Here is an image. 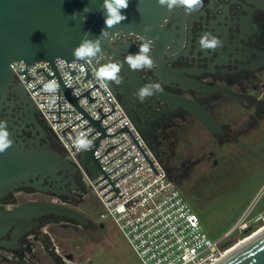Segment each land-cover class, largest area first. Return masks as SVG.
Listing matches in <instances>:
<instances>
[{"label":"flooded vegetation","instance_id":"1","mask_svg":"<svg viewBox=\"0 0 264 264\" xmlns=\"http://www.w3.org/2000/svg\"><path fill=\"white\" fill-rule=\"evenodd\" d=\"M254 1L203 0L204 7L191 15L185 14L182 8L173 9L163 26L169 44L160 53L155 47L151 53L159 65L154 70L132 71L123 63L126 55L139 52L140 36L120 35L112 41L123 63L120 75L124 78L121 85L113 86L121 97L128 98L131 112L146 129V140L177 137L176 133L193 121L211 135L219 148L249 133H259L264 141V9ZM205 32L218 36L223 46L214 51L202 50L198 40ZM121 46H125L127 52ZM105 60L106 57L102 61ZM162 66L167 70L165 74L161 72ZM176 77L196 84L197 88L182 83ZM149 83H160L166 94L191 100L204 107L220 131L217 134L209 132L182 106L162 100L156 94L139 102L134 93ZM223 89L251 96L253 102L236 101ZM3 105L1 116L10 115L24 124L23 134L26 138L38 137L41 144H47L64 155L35 104L17 81H13ZM236 107L239 109L237 114L234 112ZM261 148L264 146L249 151L255 153ZM209 159L203 155L200 160ZM217 166L215 159L213 167ZM184 170L187 171V168ZM168 175L170 177V173ZM40 187H17L0 197V212H9L6 207L9 205L12 211L26 202L43 201L68 207L86 217L84 203L91 188L75 166L59 181L46 179ZM261 211L264 209L258 212ZM63 224L81 227L72 220L57 216L41 217L27 231L20 232L16 226H12L0 235V264L14 261L49 264L46 259L52 261L44 251L43 244L47 243L44 235L49 234L47 228L50 226Z\"/></svg>","mask_w":264,"mask_h":264},{"label":"built area","instance_id":"2","mask_svg":"<svg viewBox=\"0 0 264 264\" xmlns=\"http://www.w3.org/2000/svg\"><path fill=\"white\" fill-rule=\"evenodd\" d=\"M10 67L65 157L99 199L105 209L101 218L119 227L143 264H219L227 258L231 248L224 239L213 241L203 231L198 216L140 137L119 99L97 81L91 62L62 59L54 67L49 62H14ZM53 80L59 87L50 93L45 85ZM92 121L99 122L103 131ZM80 138L89 142L87 149L77 146ZM90 150L102 169L93 178L80 160ZM252 212L247 210L226 238L232 232L260 230L264 211Z\"/></svg>","mask_w":264,"mask_h":264},{"label":"water","instance_id":"3","mask_svg":"<svg viewBox=\"0 0 264 264\" xmlns=\"http://www.w3.org/2000/svg\"><path fill=\"white\" fill-rule=\"evenodd\" d=\"M254 2L264 9V0ZM102 3L103 0H0V113L4 108L3 101L11 91L14 81L10 67L12 63L23 62L31 65L36 62H49L54 67L55 57H61L67 62H85L73 61L72 51L79 45L85 33H90V38L94 39L100 35L102 29L106 28L105 15L100 10ZM86 7L90 12H83ZM169 12L166 7L159 6L157 0H129L128 8L122 10L127 19L108 29L110 34L116 33L111 41H102L107 60L104 62L101 60L99 64L95 61L91 62L95 70L97 71L98 67L106 62L121 61L119 53L112 46V41L120 35L145 36L154 40V47L159 53L164 50L169 44V38L163 31ZM74 13L77 15L72 17ZM147 25L151 26V31L145 32L144 28ZM120 48L127 52L125 46ZM161 72L165 74L167 70L162 66ZM176 78L192 88H197L196 84L184 78ZM106 85L115 96L120 97L119 101L130 122L147 143L146 129L131 112L128 98L121 97L112 83ZM60 86L69 97V90L62 83ZM223 90L236 101L253 102L251 96L241 95L228 89ZM156 95L162 100L182 106L209 132L217 134L220 131V127L207 110L196 102L171 96L165 92ZM29 99L33 103L30 97ZM71 100L76 104L75 99ZM0 120L7 121L10 138L14 141L12 147L0 154V197L8 195L17 187L33 186L39 189L44 180L59 181L66 172L72 171L74 165L64 155L54 151L47 144H41L38 137L26 138L23 134L24 124L17 119L10 115L3 117L0 114ZM92 123L103 131L99 122L92 121ZM98 142L99 139L97 144ZM80 160L92 178L102 173L98 160L94 157V150L84 152ZM166 172L169 174L168 170ZM47 216L66 218L81 227L89 225L86 217L68 207L43 201L26 202L12 211L0 212V235L5 234L12 226H16L20 232L27 231L37 219ZM44 237L47 239V243L43 244L44 251L53 264L72 262L73 255L60 254L51 236L45 234ZM11 264L26 263L14 261ZM219 264H264V233L245 243Z\"/></svg>","mask_w":264,"mask_h":264},{"label":"rangeland","instance_id":"4","mask_svg":"<svg viewBox=\"0 0 264 264\" xmlns=\"http://www.w3.org/2000/svg\"><path fill=\"white\" fill-rule=\"evenodd\" d=\"M234 112L237 114L239 109L234 108ZM176 134L170 140L174 150L171 157L184 180L175 184L208 237L213 241L224 239L227 248L236 250L262 233L264 222L258 223L257 232L252 228L245 233L232 232L227 238L225 235L247 210L256 214L264 209V148L249 151L264 146L263 137L246 133L219 148L211 135L193 121ZM203 155L209 161L202 162ZM215 159L217 167H213ZM84 210L89 221L86 229L68 224L47 228L60 254L73 255L71 264H143L119 227L101 218L105 209L92 192Z\"/></svg>","mask_w":264,"mask_h":264},{"label":"clouds","instance_id":"5","mask_svg":"<svg viewBox=\"0 0 264 264\" xmlns=\"http://www.w3.org/2000/svg\"><path fill=\"white\" fill-rule=\"evenodd\" d=\"M157 3L161 7H166L170 12L176 8H182L185 14L191 15L194 12H199L203 7V0H157ZM129 6V0H103L100 5V10L105 15L106 28L101 30V33L96 38H90V33H85L81 38L78 46L72 51L73 61H88L99 64L101 60L105 58V52L102 47V41H111L116 33L110 34L108 29L114 28L127 17L122 13V10H126ZM137 11L139 8L137 7ZM83 12L88 11L86 7ZM77 13H74L72 17H75ZM86 19V17H85ZM145 32L151 31V26L147 25L144 28ZM139 52L137 54H128L124 57V62L129 66L132 71L141 70H154L159 67L155 62L151 53L154 50V40L145 36H140ZM198 45L202 50L214 51L217 48L223 46L222 40L212 33L205 32L198 40ZM63 58L55 57L54 63L61 61ZM123 63L119 60L109 61L100 65L95 73L96 79L102 86L112 83L117 86L124 82V78L120 75ZM70 86V85H69ZM59 85L56 81H50L45 85V90L50 93H55ZM163 86L160 83H149L140 87L134 93L139 102H143L145 99L152 97L156 93L163 92ZM10 132L8 131L7 121L0 120V154L6 152L12 147L14 141L10 138ZM77 146L81 149H87L89 142L80 138L77 141ZM8 211H11V206H6Z\"/></svg>","mask_w":264,"mask_h":264},{"label":"trees","instance_id":"6","mask_svg":"<svg viewBox=\"0 0 264 264\" xmlns=\"http://www.w3.org/2000/svg\"><path fill=\"white\" fill-rule=\"evenodd\" d=\"M173 137L160 139L159 141L147 140V145L162 166L169 171L170 178L177 184H181L182 179L176 172V166L173 163L171 154H174L172 149V143H170ZM175 138V137H174Z\"/></svg>","mask_w":264,"mask_h":264},{"label":"bare ground","instance_id":"7","mask_svg":"<svg viewBox=\"0 0 264 264\" xmlns=\"http://www.w3.org/2000/svg\"><path fill=\"white\" fill-rule=\"evenodd\" d=\"M26 93H27V92H26ZM28 96H29V95H28ZM31 100H32V99H31ZM33 103H34V102H33ZM76 104H77V103H76ZM76 104H75V105H76ZM146 144H147V143H146ZM258 233H259V232H258ZM262 233H264V231H263ZM262 233H260L259 235H261ZM257 236H258V235H257ZM255 237H256V236H255ZM251 238H252V237H251ZM249 241H250V240H249ZM246 243H247V242H246ZM243 245H244V244H243ZM243 245H242V246H243ZM242 246H240V247H242ZM240 247H239V248H240ZM239 248H237V249H239ZM237 249H236V250H237ZM236 250L231 249V250L228 252V256H227V257H229V255H231V254H232L234 251H236Z\"/></svg>","mask_w":264,"mask_h":264}]
</instances>
